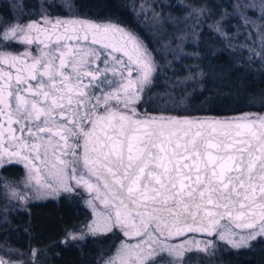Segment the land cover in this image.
<instances>
[{"label": "snow or ice", "instance_id": "1", "mask_svg": "<svg viewBox=\"0 0 264 264\" xmlns=\"http://www.w3.org/2000/svg\"><path fill=\"white\" fill-rule=\"evenodd\" d=\"M11 19L0 23V168L21 163L40 184L44 165L64 192L92 194L96 219L70 239L118 230L136 240L105 264H185L218 241L264 240V116L141 114L156 62L138 35L113 22ZM13 42L24 51H7Z\"/></svg>", "mask_w": 264, "mask_h": 264}, {"label": "rangeland", "instance_id": "2", "mask_svg": "<svg viewBox=\"0 0 264 264\" xmlns=\"http://www.w3.org/2000/svg\"><path fill=\"white\" fill-rule=\"evenodd\" d=\"M0 1L9 2L13 6V9L15 8V14L18 12V16L13 18L12 21H10L11 23H28L33 20L39 21L42 14L49 16L53 20L78 19L89 20L99 24L108 22L119 23L114 20H99L81 16L72 9V0H56L65 7L63 10H66V13L64 14L51 13L49 6L50 3L54 2L53 0H36L38 13L35 17L32 16V13L34 12L32 9L27 11L28 15H22L26 12V10L22 9L23 1L25 0ZM29 2H31V0ZM260 4L261 0H233L234 9L232 15L236 18L231 19L234 20L232 31L231 29H228L226 25H221L220 20H211V22L210 20H207V23H211L209 24L210 28L204 32V38L201 40L202 50L205 53V55L202 56V59L205 60L206 64L202 65L203 70H201V68L199 69L197 67L196 63H192V70L190 69L187 72V75L180 77H174L172 74L169 76L165 75L166 71L172 69V66H168V63L171 62L170 56L178 58L181 55L195 53L193 49L196 48L198 41L200 40V35L195 31L198 29L197 27H199V24H201L202 19L204 18V9L208 12L205 4H200L201 6L191 4L189 10L185 13L181 20L184 24L177 25L179 28L176 29V35L166 39L163 37L158 38V41L155 40V42H157L155 43V48L150 47L149 43L134 29L119 23L121 27H124L138 35L155 58L156 68L152 74V83L141 93L142 101L140 103H143L145 106L147 101H149L159 107L171 109L168 112H178V110L186 111V109L190 108L206 111H227L243 107L244 110H240L238 112L245 111L247 108L251 107L259 108L260 110L258 109L257 111H264V57L254 55V53H260L262 48H264V41H262L258 35L260 31L259 26L262 23L259 19L262 15ZM249 5H254V7H248ZM136 6L140 12L147 15L145 18H150L148 20H152L153 29L158 33L156 36L157 39V37L162 35L163 32H160V29H162L161 24L158 22L161 19L159 16L160 12L155 10L154 1L140 0ZM17 8L19 10H17ZM197 10H203L204 14L198 15ZM245 16L249 20L254 21L255 24L244 26L242 19ZM4 21L5 19H0V23H3ZM175 24L177 23L175 22ZM218 26L226 33V35H220L216 31ZM0 47H3V44H0ZM158 48L161 49L159 53L163 52V54L158 55V51H156ZM6 50L23 52L24 47L13 42L11 47ZM213 50L216 52L219 51V53L226 51L225 53H227V57L222 58L219 53L215 57L209 55V52ZM166 67L168 69L165 71ZM250 72H252V76L249 75ZM202 75H204V79L206 80L201 82L198 91L194 94L188 93L186 88L190 89L194 85L198 86V81L201 79L200 77ZM156 83L160 84L158 85L159 88H155ZM151 88H155L153 89V93H150ZM208 91H213V93L209 94ZM140 103L137 109L140 112H144ZM173 108L177 110H174ZM144 110L153 109L144 108ZM16 164L23 168V173L18 178H10L4 181V203L0 206V218H3L10 213L27 209L28 205L32 202L44 201L47 199H58L62 196L74 198L76 200L78 197V202L85 207L83 214H88V216L84 218L78 228L71 230L66 234L64 241L76 243L79 241H85L90 237L97 239L108 238V243L102 245V247L98 250L99 254L97 257L98 259L96 260L97 264H105L110 257L115 256L116 248L120 246L122 240L133 244L136 242L135 239H127L124 237L120 231L121 237L116 240L114 234L115 231L99 236L87 234L83 239H70L69 234L79 235L81 232L87 233V225L96 219L93 208L88 203V201L92 200V196L82 194V190L80 188L74 194L64 192L60 185H58L52 176L44 169V165H39L41 168V172L39 174L41 183L37 184L35 178L29 179L28 169L23 164ZM1 170L2 168H0V173ZM47 183H51L52 189L55 191H50L47 187H45L44 185ZM72 183L75 182L72 181ZM13 191L19 195H23L25 199L20 200L18 195L12 194ZM79 195H82V197L80 198ZM94 203L98 205L97 211H103V208L99 206L96 201ZM0 224L2 223L0 222ZM196 238L201 239L199 235ZM201 247H203V245H201ZM229 247L230 246L227 244L218 241L214 252L207 254L195 251L188 252L185 256V264H213V262L205 260L204 257L209 258L221 249H227ZM16 254L15 258L8 256V254H1V256L5 260L13 261L14 264H30L28 259L29 257H24L23 252L18 251ZM32 264L38 263L32 261Z\"/></svg>", "mask_w": 264, "mask_h": 264}, {"label": "trees", "instance_id": "3", "mask_svg": "<svg viewBox=\"0 0 264 264\" xmlns=\"http://www.w3.org/2000/svg\"><path fill=\"white\" fill-rule=\"evenodd\" d=\"M29 1L30 0L23 1L22 9L26 10V12L22 15H28L27 11L32 9V11H34L32 16L35 17L38 13L36 0ZM53 1L54 2L50 3L49 6L51 13H66V10H63L65 7L62 4L58 3L56 0ZM139 1L140 0H72V9L84 17L99 20H114L122 23L134 29L149 43L150 47L155 48V43H157L155 40L158 41V38L163 37L166 39L176 35V29L179 28L177 25L184 24L181 20L189 10L191 4H196V6L205 4L208 12L204 9V18L195 31L200 35V40L196 48L193 49L195 53L181 55L178 58L170 56L171 62L168 63V66H172L173 70L170 69L166 71L168 69L166 67L165 75L167 76L170 74L174 77L187 75V72L193 68L192 63H196L197 67L203 70L202 65L206 63L205 60L202 59L205 53L202 50L201 40L204 38V32L210 28L209 24L211 23H207V20H210V22L211 20H220L221 25H226V27L232 31L234 20L231 19L236 18L232 15L234 9L233 0H153L155 3V10L160 12L159 16L161 19L158 22L162 26L160 32H163V34L156 39L158 33L153 29L152 20H148L150 18H145L147 15L140 12L136 6ZM14 9L9 2L0 1V19L8 20L9 17L15 18L18 16V12L15 14ZM17 10L19 9L17 8ZM175 22L177 24H175ZM156 51H158V55L163 54V52L159 53L161 51L160 48ZM225 52L226 51L219 53V51H217L222 58L227 57V53ZM249 75L252 76V72H250ZM200 78L198 86L194 85L190 89L186 88L188 93L194 94L198 91L201 82L206 80L204 79V75ZM158 85L160 84L156 83L155 88H159ZM153 89L151 88L150 93H153ZM208 93L211 94L213 91H208ZM140 106L143 107L144 112H162L163 110V112L167 113L176 112H168L171 109L159 107L149 101L145 104L146 107L143 103H140ZM144 108L153 110H144ZM243 108L227 111H206L190 108L186 109L187 112L185 110H178L176 113L231 114L244 110ZM258 109L259 108L251 107L246 110ZM22 173L23 168L17 164L2 168L0 173V206L4 203V181L10 178H18ZM81 193L86 194L83 191ZM79 197L81 198L82 195H79ZM78 201V197L75 200L74 198L62 196L58 199L32 202L28 205L27 209L10 213L3 218L1 217L0 255L8 254V256L15 258V255H17L16 252L20 251L24 253V257H29L30 264H32V261L38 264H97L98 250L102 245L108 243V238L97 239L90 237L85 241L76 243L64 241L66 234L78 228L84 218L88 216V214H83L85 207ZM114 234L115 240L121 237L119 231H115ZM33 250H35V256L32 255ZM204 259L213 262V264H264V240L253 242L249 248H224L214 253V255L209 258L204 257Z\"/></svg>", "mask_w": 264, "mask_h": 264}, {"label": "water", "instance_id": "4", "mask_svg": "<svg viewBox=\"0 0 264 264\" xmlns=\"http://www.w3.org/2000/svg\"><path fill=\"white\" fill-rule=\"evenodd\" d=\"M137 111H138V109H137ZM138 112L141 114L145 113V112H140V111H138ZM147 113H149L151 115H160V114H164V115H190V116H197V117L221 118V119L240 117V116L245 115V114L251 115L253 118L256 116H264V111H257V110H245L242 112L231 113V114H177V113H167V112H147ZM80 189L84 193L92 196V194L89 193L86 188L81 187ZM96 202L99 204L98 201H96ZM99 206H101L103 208V205H99ZM127 239H130V238H127ZM131 239H134V238H131ZM0 257H2V256L0 255Z\"/></svg>", "mask_w": 264, "mask_h": 264}]
</instances>
